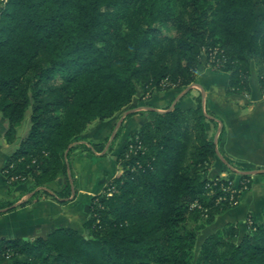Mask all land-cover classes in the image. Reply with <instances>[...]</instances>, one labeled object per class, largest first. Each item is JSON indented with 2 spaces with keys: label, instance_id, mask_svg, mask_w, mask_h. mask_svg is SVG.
Instances as JSON below:
<instances>
[{
  "label": "trees",
  "instance_id": "1",
  "mask_svg": "<svg viewBox=\"0 0 264 264\" xmlns=\"http://www.w3.org/2000/svg\"><path fill=\"white\" fill-rule=\"evenodd\" d=\"M208 67L229 74L236 95L252 93L256 67L264 94V0H0V115L10 144L30 112L4 168L11 189L33 183L20 206L43 196L69 203L70 155L81 148L73 144L93 123L137 98L180 94ZM196 101L130 135L116 161L122 174L90 198L83 231L1 239L0 264H264V222L252 220L246 233L230 224L205 237L195 259L202 226L238 206L254 177L208 178L218 150L206 130L212 114ZM59 179L65 186L51 191ZM16 202L1 201L0 213Z\"/></svg>",
  "mask_w": 264,
  "mask_h": 264
},
{
  "label": "crops",
  "instance_id": "2",
  "mask_svg": "<svg viewBox=\"0 0 264 264\" xmlns=\"http://www.w3.org/2000/svg\"><path fill=\"white\" fill-rule=\"evenodd\" d=\"M229 82V74L205 69L198 83L189 88V92L186 90L180 94L171 92L165 95L155 93L146 100L135 99L127 109L120 113L125 116L122 119L124 121L122 129L126 141L145 122L153 119L156 113L163 112L168 107L178 106L185 109L196 107V99L201 96L204 110L212 114L206 121L207 135L213 139L218 150L217 159L209 170L208 178L222 176L238 179V174L243 173L242 171H264V98L260 85L251 83V94L236 95L228 94ZM114 119L100 123L104 124ZM93 124L81 136L83 139L74 145L96 143L86 137ZM135 126L137 128L133 131L132 128ZM6 130L5 120L0 115V202L17 201L13 206L15 208L13 211L4 209L0 213V240L4 238L28 240L45 237L59 228L81 230L87 220L90 198L94 194L91 190L89 192L84 183L83 164L85 162L83 161H90L91 170L96 171L98 160L103 158H97L99 155L97 153L88 156L82 151L71 157L74 179L75 175L77 177L75 183L78 184L75 186L77 191L75 201L61 204L52 197L43 196L26 206H20L23 201L31 198L32 194L28 191L33 187V183L26 182L11 189L6 182L4 168L17 145L25 137L28 128L24 131L21 127L18 129L19 143L16 140L14 144L7 141ZM110 158L112 157L103 160L109 161ZM115 176L110 175L109 177L114 178ZM64 186V179H59L49 187L52 191H61ZM81 198L86 200L83 201ZM78 208H81L83 212L81 223L76 218ZM248 218L256 223L264 222V174L253 177L252 188L242 195L238 206L216 217L211 226H217V228H210V225H206L205 228L209 227L208 235H210L218 230L224 231L227 225L234 224L241 232L246 233Z\"/></svg>",
  "mask_w": 264,
  "mask_h": 264
},
{
  "label": "rangeland",
  "instance_id": "3",
  "mask_svg": "<svg viewBox=\"0 0 264 264\" xmlns=\"http://www.w3.org/2000/svg\"><path fill=\"white\" fill-rule=\"evenodd\" d=\"M163 32L169 36H174V34H175V30H174V27L172 25L165 26L163 29ZM207 69L213 70L210 67H208ZM258 77H259L258 70L256 67H253L251 78H250L251 83H254V84L257 83L258 84L259 83ZM187 92H189V91H187ZM186 93L184 95H186ZM262 97L264 98V94H262ZM202 103H203V101H202ZM123 117L125 118L124 115L118 114L115 117V119L110 121V122H107L104 124L97 122V123L93 124L89 134L86 135V137L88 139H90L91 142L102 143V146H101L102 150L100 152H95V153L99 154L97 156V158L99 157V158L104 159L107 157H112L109 159V161L106 159L105 160L99 159L98 160L99 161L98 166L96 167V169H97L96 171L93 169L91 170L92 166H91L90 161H83V162H85V164H83L84 165V168H83L84 169V172H83L84 183H86V188L89 189V192H90V190L92 192H94L93 196L98 194V193H101L104 190V187L106 186V184L111 180V178H113V177L110 178L109 177L110 175L111 176L116 175L115 177H119L122 174L121 168H120V166H118L116 161H117L118 155L122 151L124 144L127 142L126 138L124 137V131L122 129V125H123L122 123L124 122L122 120V119H124ZM29 127H30V112L28 113L26 119L24 120V122L21 126V129L24 131L25 129H27ZM136 128H137V126L133 127L132 128L133 131L136 130ZM119 134H120V136L118 137ZM81 139H83V137H80L75 143H78V141H81ZM74 144H73V146H81V148L74 149L72 151V153L70 155V161H71V157L75 153L77 155V153H80L81 151H82V153L88 154V156H90L91 154H95V153H90V152L84 150V148L82 147L84 144H82V145H80V144L74 145ZM88 145L90 146L91 144H88ZM85 146H87V145H85ZM111 147H112V149L109 150ZM71 171H72L71 175H73V168ZM77 172H78V170H77ZM72 177L74 179V175ZM79 180L80 179H78V181ZM64 181H65V179H64ZM74 182H77L76 175H75ZM76 185H78V184L75 183V186ZM81 199H83V201L86 200L85 198H81ZM72 201H75V196H71L69 198V203ZM83 201L81 203H83ZM76 214H78L77 215L78 217H76L77 220H79L78 222L81 223L82 222L81 216H83L82 209L78 208L76 210ZM87 217H88V215H87ZM248 221L251 222V219L248 218L247 223H248ZM219 225L222 226V224H219ZM204 228H205V226H204ZM204 228L202 226V228L198 232L199 241H198L197 247L195 249V259L197 258L199 245H200L202 239L204 238V236L208 235L210 232L209 227H207L209 230L207 228H205V230H204ZM210 228H217V226L212 225ZM81 231H83V226L81 228Z\"/></svg>",
  "mask_w": 264,
  "mask_h": 264
},
{
  "label": "water",
  "instance_id": "4",
  "mask_svg": "<svg viewBox=\"0 0 264 264\" xmlns=\"http://www.w3.org/2000/svg\"><path fill=\"white\" fill-rule=\"evenodd\" d=\"M187 91H189V88L187 89ZM122 123V122H121ZM120 123V124H121ZM17 142L19 143V140H17ZM248 174H251L253 176L255 175H260V174H264V171L263 170H255V171H250V172H247ZM242 174V173H241ZM244 174V173H243ZM69 179H70V182L71 184H73V180H72V175H71V171H69ZM75 195V194H74Z\"/></svg>",
  "mask_w": 264,
  "mask_h": 264
},
{
  "label": "built area",
  "instance_id": "5",
  "mask_svg": "<svg viewBox=\"0 0 264 264\" xmlns=\"http://www.w3.org/2000/svg\"><path fill=\"white\" fill-rule=\"evenodd\" d=\"M15 180H17V178H15V177L14 178H11L10 181H9V183L14 182ZM235 188L236 187L234 186L233 194L236 193V189ZM230 200H231V202H234V196H232Z\"/></svg>",
  "mask_w": 264,
  "mask_h": 264
}]
</instances>
